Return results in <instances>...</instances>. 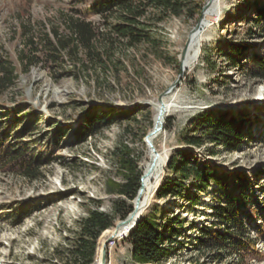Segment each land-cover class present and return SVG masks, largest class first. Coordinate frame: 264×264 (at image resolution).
<instances>
[{
	"label": "rangeland",
	"instance_id": "1",
	"mask_svg": "<svg viewBox=\"0 0 264 264\" xmlns=\"http://www.w3.org/2000/svg\"><path fill=\"white\" fill-rule=\"evenodd\" d=\"M94 1L0 0V54L18 66V54L26 40L22 30L27 25L35 36L54 28L62 31L61 18L66 15L100 26L101 18L88 10ZM188 1L201 8L205 2ZM251 1L219 0L213 22L201 37L197 61L185 68L170 99L173 106L164 121L169 128L154 139L153 146L165 161L150 198L142 197L140 218L154 219L164 235L157 264H264V240L256 242L259 260L243 259L221 249L208 250L199 241L201 229L217 222L212 206L224 196H237V186L230 179L219 185L210 182L200 192L188 186L187 197H197L194 206L156 196L160 185L174 178L166 172L172 151L188 149L211 168L246 175L247 182L241 188L259 215L248 235L256 237L255 226L264 227V80L250 74L252 56H260L262 40L253 27L248 9ZM201 8L198 14L191 11L192 18L181 15L151 23L160 57L148 53L144 45L126 51L107 64L108 68L90 67L81 74L74 71L72 77L68 75L71 64L49 71L36 65L26 74L19 73L15 85L0 95V122L12 119L13 109L21 111L16 133L23 132L21 142L31 144L43 173V178L33 181L0 173V264H77L68 257V250L79 237V220L99 204V211L114 218V226L119 222L112 207L118 196L111 195L107 186L108 180H121L113 149L123 140L144 171L149 152L143 133L153 127L158 96L178 75L181 51ZM231 45L241 48L239 57L230 51ZM227 56L238 64L228 61ZM205 110L235 118L240 134L237 150L229 151L206 137L198 148L183 145L184 138L199 135L200 131L192 133L195 126L188 123ZM87 117L99 120V127L78 142L75 132ZM8 142H14L13 135ZM243 213H247L246 208ZM173 216L181 227L179 237L171 242L165 227L172 226L169 219ZM226 224L222 222L217 228ZM128 233L109 243L106 264H138L124 240ZM99 249V259L92 264H100Z\"/></svg>",
	"mask_w": 264,
	"mask_h": 264
},
{
	"label": "trees",
	"instance_id": "2",
	"mask_svg": "<svg viewBox=\"0 0 264 264\" xmlns=\"http://www.w3.org/2000/svg\"><path fill=\"white\" fill-rule=\"evenodd\" d=\"M200 4L192 5L188 0H95L89 7L90 13L101 18V25L95 26L79 16H62V31L59 28L42 32L38 36L30 33L29 26L22 30L25 37L24 49L18 54V66H15L5 56L0 54V95L12 88L19 73L26 74L32 66L40 65L44 69L61 68L65 63L71 64V77L88 71L91 67L105 69L107 64H113L126 51L146 47L148 53L160 57L158 44L153 37L151 23H160L169 17L184 15L192 18L191 11L198 14ZM193 9V10H192ZM253 17V27L258 31L262 43L260 56H252L250 74L257 80H264V0H252L248 6ZM250 31V30H249ZM230 51L239 57L241 48L238 45L229 46ZM231 63L234 60L227 56ZM43 61L42 64H40ZM238 62H234V65ZM108 68V67H107ZM65 75V74H64ZM63 76V75H62ZM59 76V77H62ZM12 119L0 122V173L12 174L33 181L43 178L40 161L30 150V145L22 140L23 132L16 133L19 127L21 111L13 109ZM105 115V114H103ZM105 118V116H104ZM84 125L75 132V139L83 141L90 133L98 129L100 121L87 117ZM195 127L192 133L200 131L197 136H188L181 142L183 145L200 147L202 139L224 146L229 151L240 147L238 142L239 126L235 118H224L211 111L197 112L188 123ZM166 125L163 129H168ZM127 130H124L126 132ZM144 131L143 137L147 134ZM14 136V142L8 138ZM141 137V139L143 138ZM143 140V139H142ZM24 143V144H23ZM35 143V142H31ZM121 180L107 181L110 192L118 198L113 201L112 207L117 219L124 220L132 210V201L135 199L143 170L139 168L132 151L122 140L112 152ZM166 172L174 178L165 180L157 190V199L171 197L179 201L196 205L197 197L189 199L187 188L190 186L195 192L204 190L211 182L219 185L222 180L230 179L236 186L237 196H224V200L212 206V216L217 222L201 229L200 243L208 250L221 249L229 254H237L240 258L259 260L261 252L256 248V242L264 240V227L255 226L256 237H250V225L257 221L258 211L251 205L241 185L247 182L242 172H225L211 168L204 162H199L188 149H176L170 154ZM264 172V168H263ZM264 204V203H262ZM98 205L88 211L87 216L79 220V237L73 247L68 250V257L74 258L77 264H92L99 259L98 249L101 241L109 235L114 227V218L98 210ZM241 207V210H239ZM247 213H243V209ZM246 212V211H245ZM176 216L169 219L172 226L165 227L166 238L171 242L179 236L180 220L174 221ZM226 221L224 228L218 225ZM159 224L151 218H140L127 237L124 238L131 248V257L138 264H157L160 246L164 235L158 229ZM98 241V243H97ZM97 244V249H96ZM96 251V254H95ZM95 257V260H94Z\"/></svg>",
	"mask_w": 264,
	"mask_h": 264
},
{
	"label": "water",
	"instance_id": "3",
	"mask_svg": "<svg viewBox=\"0 0 264 264\" xmlns=\"http://www.w3.org/2000/svg\"><path fill=\"white\" fill-rule=\"evenodd\" d=\"M210 1H212V0H205L203 6L201 8V12L199 14V17H198L195 25L193 26V28L190 30L189 34H191L193 32L195 33L199 29V20L201 17V13L207 7V5ZM186 47H187V42L185 43V46L183 47V49L181 51V54H180L181 58L183 57V55L186 51ZM181 58H179L180 65H179V72H178L177 77L172 82V84L165 91H163L157 98L156 104L158 105V109H157L158 114L156 115V117L154 119V123H153V127H152L151 131L149 133H147L144 137V143H145V145L148 149V152H149L150 162L144 168V171L142 172V175L140 177V185H139L138 193L132 202V210L124 220H120L112 228L113 231H112L109 239L107 240V242H111L114 238L120 236L121 234H123L126 231L131 232L132 229L137 224V222L140 220V210H141L142 202H143L142 194L144 191V180L147 176L151 175V173L154 169L155 161L158 158V153L155 150V148L153 147L152 139L156 135H158L163 130V127H164V121L167 117V116L164 117V114L166 112V107L164 104L165 98L169 97L170 95H172L174 93V91L178 88V86H179V84L183 78V75L185 73V71L181 67V60H182ZM107 253H108L107 249L104 248L101 264L106 263V254Z\"/></svg>",
	"mask_w": 264,
	"mask_h": 264
},
{
	"label": "bare ground",
	"instance_id": "4",
	"mask_svg": "<svg viewBox=\"0 0 264 264\" xmlns=\"http://www.w3.org/2000/svg\"><path fill=\"white\" fill-rule=\"evenodd\" d=\"M219 0H212L208 3L207 7L202 11L201 13V17L199 20V29L194 33H191L188 35L187 38V47H186V51L183 55V57L180 58L181 60V67L183 68V70L185 71V68L193 65L198 58V51L200 49V41H201V37L203 35L204 30L209 26L210 23L213 22L214 16L216 15V8H217V4H218ZM210 27V26H209ZM173 95L169 97L168 100L164 101L165 107H166V112L164 114V117L167 116L170 113V109L173 106L171 104L170 99H172ZM172 105V106H171ZM158 109V105L156 104V113H155V117L158 114L157 112ZM154 117V119H155ZM157 137V135L152 139V144L154 142V139ZM154 147V146H153ZM155 148V147H154ZM156 150V149H155ZM158 153V158L155 161V165H154V169L151 173V175L147 176L144 180V191L142 194V197H144V200H147L150 198L151 193L153 192V187L154 185H156L158 183V180L160 179L159 176V172L162 170L163 168V163L165 161L163 155L160 153V151L156 150ZM150 162V158L148 159V162L146 163V165L144 166V168L149 164ZM146 205V204H145ZM144 205V206H145ZM144 207H141V212L143 210ZM113 231V230H112ZM112 231H110L109 235L107 236V238L103 239L101 241L100 244V264L102 261V257H103V250L104 248L109 249V247H107L109 245V243L113 244L115 242H117L120 238L126 236V234L129 231L124 232L123 234H121L120 236L114 238L111 242H107V240L109 239ZM106 261H107V254H106ZM106 264V263H105Z\"/></svg>",
	"mask_w": 264,
	"mask_h": 264
}]
</instances>
